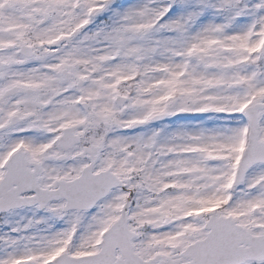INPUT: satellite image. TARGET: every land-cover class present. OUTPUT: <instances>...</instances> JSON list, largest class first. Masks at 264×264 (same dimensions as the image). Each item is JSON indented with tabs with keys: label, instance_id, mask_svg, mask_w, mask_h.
<instances>
[{
	"label": "snow or ice",
	"instance_id": "1",
	"mask_svg": "<svg viewBox=\"0 0 264 264\" xmlns=\"http://www.w3.org/2000/svg\"><path fill=\"white\" fill-rule=\"evenodd\" d=\"M0 264H264V0H0Z\"/></svg>",
	"mask_w": 264,
	"mask_h": 264
}]
</instances>
